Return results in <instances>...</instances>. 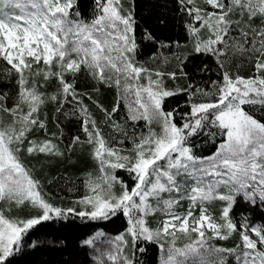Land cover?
Instances as JSON below:
<instances>
[{"label":"snow or ice","instance_id":"obj_1","mask_svg":"<svg viewBox=\"0 0 264 264\" xmlns=\"http://www.w3.org/2000/svg\"><path fill=\"white\" fill-rule=\"evenodd\" d=\"M74 2L0 0V60L6 62L7 73L15 76L18 87L11 107L9 94L0 93V114L11 117L8 124L0 118V264H11L9 258L21 249L30 230L69 213L91 220L123 214L128 227L115 237L116 246L108 257L113 264H136V251H145L139 247L141 242L157 243L163 250L161 241L169 237L161 264H185L189 257L198 258L199 264H225L229 255L237 264H264V225H251L243 214L237 223L232 216L241 198L253 205L258 200L264 207V118L254 115L256 110L264 112V0H177L179 10L190 18L186 30L192 53L213 57L218 76L208 88L189 84L175 90L167 89L161 78L176 79V72L157 71L154 78L150 69L137 63L136 21L121 0H95L91 20L79 18V12L77 19L71 17ZM144 39L153 37L146 32ZM237 56L252 65V75L244 77L227 67ZM81 72L122 88L126 96L134 95L127 119L155 121L159 133L149 129L147 135L130 136L114 119L118 100L111 112L97 104L108 127L122 137L106 139L83 103L84 94L75 87ZM180 75H187L182 67ZM36 77L44 83L55 78L57 94L48 97L41 92L43 83ZM145 78L147 83H141ZM30 79L32 86L28 87ZM180 93L188 96L190 112L181 116L183 123L178 125L176 110L166 112L162 104L165 98ZM48 101L60 104L57 112L65 103H74L73 111L65 116L78 114L99 165L100 175L93 178L89 174L84 181L87 191L76 201L79 210L50 203L40 181L21 160L25 144L29 155H61L52 140L29 139L32 132L46 128L39 111ZM206 127L219 129L224 139L213 157L197 158L187 145ZM126 140L131 148H123ZM77 142L78 135L72 139ZM117 169L129 173L131 187L117 178ZM189 181L193 183L189 185ZM116 184L120 185L118 192ZM221 187L223 191H218ZM185 197L193 206L223 202L219 218L203 207L198 217L191 210L184 216L176 214L174 207ZM24 208L35 209V214H13ZM158 212L166 218L153 230L147 217ZM234 234L239 235L242 247L223 249L207 244L209 239L226 240ZM179 235L192 242L175 247ZM129 243L131 256L124 247Z\"/></svg>","mask_w":264,"mask_h":264},{"label":"trees","instance_id":"obj_2","mask_svg":"<svg viewBox=\"0 0 264 264\" xmlns=\"http://www.w3.org/2000/svg\"><path fill=\"white\" fill-rule=\"evenodd\" d=\"M121 4L124 9L132 12L136 21L135 36L139 45L137 63L152 72L177 73L176 79L167 75L162 77L167 89L187 88L189 84L208 88L210 82L217 79L218 66L215 59L209 55L192 53V39L186 30V24L190 22V18L179 10L177 0H121ZM94 7L95 0H75L70 9L71 17L77 19L76 14L79 12V18L91 20ZM146 32L150 33L153 39H144ZM177 58L184 61L183 65ZM181 67L187 74L186 76L180 75ZM227 67L244 77L252 75V65L243 57H233ZM7 68L6 62L0 60V93L9 94L7 104L11 107L18 87L15 76L8 75ZM35 79L43 83V87L39 90L46 96L57 94L59 82L55 78L49 79L46 83L41 77ZM68 79H71L70 75ZM31 86L30 79L28 87ZM75 87L79 93L84 94L83 103L91 113L92 119L97 121L106 139L110 140L113 136L117 139H122V137L108 127L104 112L97 107V104L111 112L119 100V110L114 114L115 121L123 125L130 136L132 134L136 136V133L144 128L145 120L127 119L130 114V102L128 103L122 88L117 89L114 84L110 86L93 80L87 72L79 74ZM193 100L198 102L197 97H193ZM60 107L59 103L48 101L40 108L39 118L44 120L46 128L32 132L29 139L37 141L50 139L57 145L61 155L43 153L29 155L26 151L27 144H25L21 160L25 167L32 171L33 176L40 181L43 192L50 203L64 209L75 206L79 210L76 201L87 191L84 181L89 174L93 178L100 175L99 165L93 158L92 146L86 142L87 137L81 130V120L78 114L65 116V113L73 111L74 103H65L61 111L57 112V108ZM162 107L166 112L176 110L175 121L178 125L183 123L181 116L190 112L188 96L184 93L165 98ZM254 115L257 118H264V112L259 110H256ZM210 133H215V135ZM77 135L80 137V142L72 143L73 137ZM223 139L219 129L206 127L199 134L191 137L187 146L192 148L195 157L207 158L216 154ZM130 145V140H126L123 144L126 147ZM115 174L119 180L124 181L129 187L132 186L133 182L127 171L117 169ZM119 189L120 185L116 184L114 190ZM204 204L210 215L218 219L223 202L212 200ZM197 206L195 213L200 205ZM35 211V209L24 208L13 214L25 217L34 215ZM242 214L248 217L251 225H264V207L258 200L255 205L245 203L242 198L238 200L232 213L237 223L240 222ZM162 216L163 213L158 212L147 217V222L149 225H154L160 222ZM127 227V219L122 213L108 220H91L73 213L65 217H54L30 230L23 238L21 249L9 259L11 264H113V261L108 258L115 248L116 242L113 240L116 236L124 234ZM170 239L169 237L161 241L164 243L163 250L157 243L141 242L139 247L144 248L145 251H136V264H161L162 254L168 248ZM191 242L190 238L179 235L175 241V247L183 248ZM207 244L223 249H231L238 244L242 247L238 234L226 240L212 238L207 241ZM124 247L126 254L131 256V244ZM207 259L211 261L214 257H207ZM185 264H199V259L189 257ZM225 264H237V261L234 256L229 255Z\"/></svg>","mask_w":264,"mask_h":264},{"label":"rangeland","instance_id":"obj_3","mask_svg":"<svg viewBox=\"0 0 264 264\" xmlns=\"http://www.w3.org/2000/svg\"><path fill=\"white\" fill-rule=\"evenodd\" d=\"M152 74H153V77L155 78V76H154V74H155V72H152ZM25 75H27V73L25 74ZM162 80H163V78H161ZM141 83H147V79L145 78V79H143L142 81H141ZM164 83V82H163ZM166 87V86H165ZM126 97V99L128 100V103L130 102H132V101H134V99H135V97H134V95H128V96H125ZM133 106H135V107H138V106H136V105H134L133 104ZM27 110V109H26ZM25 110V111H26ZM141 111H142V109H141ZM0 118H2L3 119V122H4V124H8L10 121H11V117L6 113V114H0ZM145 125V126H144ZM144 128H142L141 130H139L137 133H136V136L138 137V136H140V135H147L148 134V132H149V129H152L153 131H156L157 133H159V131H160V126L155 122V121H153L152 122V124H149L147 121H145V123H144ZM119 146V145H118ZM132 147V145H130L129 147H126V146H123V148H125V149H128V148H131ZM126 154V153H125ZM214 156V155H213ZM212 156V157H213ZM208 179L209 180H211L212 178L211 177H208ZM191 183H193L192 181H189V185H191ZM120 190V189H119ZM119 190H115V191H119ZM218 191H223V188L221 187V188H219L218 189ZM186 201H185V200ZM184 199H181L180 201H179V203L174 207V211H175V213L176 214H178V215H180V216H184V215H186V213L189 211V210H191L192 211V213H193V216L194 217H198L199 215H200V208L201 207H203V208H206L207 209V207H206V205L203 203V205H200L199 206V209L197 210V213H195V209L198 207L197 205H195V206H193L192 205V202L189 200V199H187L186 197L184 198ZM185 201V202H184ZM0 203H2V202H0ZM207 212H208V209H207ZM208 214L210 215V213L208 212ZM166 217H165V215H164V213H163V216H162V218H161V220H160V222H158V223H154V225H149L148 224V222H147V225H148V227H150L151 229H153V230H155V229H157L158 227H160V225H161V221L163 220V219H165ZM113 241H115V240H113ZM115 246H116V243H115ZM163 256H162V259H163V257H164V255H165V252H163V254H162Z\"/></svg>","mask_w":264,"mask_h":264}]
</instances>
